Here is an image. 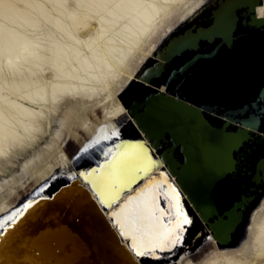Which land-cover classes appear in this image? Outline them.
<instances>
[{
  "label": "bare ground",
  "instance_id": "bare-ground-1",
  "mask_svg": "<svg viewBox=\"0 0 264 264\" xmlns=\"http://www.w3.org/2000/svg\"><path fill=\"white\" fill-rule=\"evenodd\" d=\"M250 3L258 4L256 20H252L254 6L249 4L246 8L252 16L233 14L234 19H244H233L229 36L222 34L217 47L211 48V52H224L215 57H202L198 50L188 54L186 70L197 74L206 68L203 70L211 74L205 78L220 88L190 78V85L181 89L174 84L175 73L156 75L150 80L145 75L142 79L152 86L163 84L157 89L160 93L205 108L210 106L209 110L234 124L264 134V127L253 121L250 127L245 114L236 112L234 107L241 95L234 93L231 84L224 87L225 82L217 79L222 78L220 74L226 69L222 61L227 57L233 56L239 65L249 59L242 55L245 48L251 47V68L261 69L264 63V0ZM202 5L203 0H0V173L8 170L4 163L9 164L17 154H29L30 147L38 145L24 158L19 174L0 180V234L11 231L24 218L13 238L0 236V264L133 263L117 231L137 257L154 247L159 259L164 260L157 264H175L170 258L186 243L190 232L189 207L198 211L202 219L210 220L189 191L192 186L184 189L179 204L177 191L181 190L175 182L177 178L167 170V150L155 137L158 126H162L156 112L169 98L149 88L139 96L145 97L143 109L136 102L129 105L121 101L139 69L157 53L161 40L173 34L176 25L193 21ZM221 38L229 41L221 44ZM233 64L231 60L230 68L235 67ZM215 65L219 66L216 72ZM95 109L103 111L98 129L90 132L95 140L100 129L111 125L116 134L113 125L122 128L117 134L122 135L123 152L100 148V155L90 162L109 159L97 173L102 178L109 177L111 188L122 186L114 199L102 194L83 167L68 164L62 148L67 139L89 129L87 115ZM251 114L264 116V95L251 96ZM128 117L130 121L134 118L133 127L125 126ZM136 128L143 139L139 143L131 142L129 136ZM151 154L158 162L152 167ZM75 171L82 172V179L67 180ZM250 173L251 158L240 180L227 192L229 196L206 202L218 204L222 210ZM168 180L172 183L162 190L160 185L164 183L160 182ZM13 185L19 187L15 192ZM256 185L251 184V196L245 201L263 191L264 182ZM27 186L32 187L28 197L24 194ZM61 190L56 198L45 199ZM161 193L167 195L166 203ZM131 208H137L138 213H129ZM16 216V221L9 224ZM127 218L142 220L152 235L151 246L134 245ZM239 218L244 220L228 244L221 242L227 240L226 234L235 226L195 264H264V192L250 203L246 216L240 213ZM55 221L59 228L35 233L44 226L53 227ZM204 249L205 245L198 254Z\"/></svg>",
  "mask_w": 264,
  "mask_h": 264
},
{
  "label": "rangeland",
  "instance_id": "rangeland-1",
  "mask_svg": "<svg viewBox=\"0 0 264 264\" xmlns=\"http://www.w3.org/2000/svg\"><path fill=\"white\" fill-rule=\"evenodd\" d=\"M251 1L252 0H248V1L246 0H203L202 8H200L199 11L196 12V15L198 14L197 17L199 16L198 21H197V17H195L193 21L191 20L189 23L182 24V26L176 25L177 27L175 28V32L171 34L170 36H167L166 38L161 40V42L158 44L157 53L154 55L153 59L147 62L148 65L142 66L143 68L141 67L139 69V71L136 74L137 81L136 80L133 81L134 83H132L130 87L126 89V92L121 96L122 97L121 101L123 102L125 101L129 105L134 104L136 102L137 107L142 108V109L144 108L143 98L145 97L139 98V96H142L144 93H146L149 88L152 90L158 91L161 85H163L161 84L159 88H157L158 84H160V82H157V86L155 85L152 86L149 82H146V80L142 79V76L144 77L145 75H146L145 78L147 79L149 78L150 80L153 77H156V75H158L159 77V76L169 75V73H175L176 75L174 76H177V77L174 79V81L176 82V83L174 82V84L176 87L181 88V89L190 85V82H189L190 78L196 80V82L197 81L202 82V80L200 81L198 80V78H196L197 74H194L192 71H187L186 69H184L188 64V58H189L188 54L194 55V53L192 54V52H194L195 50L199 51L198 48L193 51H186L183 48L184 40L189 35H191V37L193 38L205 36V38H207L209 42L206 43V45L202 47V49L200 50L202 53L200 52L198 53L201 54L202 57H205V56L215 57L216 52L214 51L211 52L212 50L211 48L214 45H215L214 48L217 47L216 45H217V42L219 41L218 37L223 36L222 34L229 36L227 27L229 26L230 22L234 19L235 15L233 14L240 13L241 15H244L246 17H248V14H249L250 16L251 12L248 11V8L246 7L249 4H251L250 3ZM251 5L254 6L253 10H254V16H255L253 17L251 14L252 20H256L255 7L258 4L252 3ZM241 18L242 17H235L234 21H238V20L240 21ZM219 19H222L221 21L223 22H219ZM244 36L246 37V39L251 40L250 36H247V35H244ZM226 41H229V39H227ZM226 41L222 38L220 39L221 44L223 43L226 44ZM221 46L224 47L226 45H221ZM203 69H206V68H203ZM180 70L184 71V73L186 74L180 72ZM148 94H150V92H148ZM126 112H127V115L129 116L128 111ZM240 113L242 115L244 114L243 112H240ZM129 117L127 118V121L125 120L126 121L125 126L133 127L135 125L134 118L132 117L133 120L130 121ZM157 117L158 116H156V119ZM102 118H103V111L101 109H95L93 112L88 113L87 124L90 126L89 129L79 131V133L78 134L76 133V135L72 139L70 140L67 139L64 142L62 148H63L65 155L67 156V159L69 160V162L67 163L72 164V167L80 166V167H83L84 170H86V168L90 167L91 165L90 162L92 160V157H98L100 155L99 153H101L100 152L101 150L106 149V151H108L110 149L111 151L113 152L115 151L117 153L123 152L122 142H119L122 140V135L117 134V132H120L122 130V128H120L121 126L113 125V128L116 131V134H113L111 125L105 127L104 129H100L99 137L97 140H95L94 136L91 135L90 132L92 130L98 129V125H99L98 123L100 119ZM251 121H253L254 123H258V125L264 127V116H261V115L256 116L254 114H251ZM135 132L137 133V135H139V130H137V128L135 129ZM252 133H255V134H252ZM48 136L49 135L47 134L46 140ZM106 143L108 144L106 145ZM115 143H116V146L113 145ZM36 146L38 145L35 144L30 147L29 154L33 152ZM100 148L101 150H99ZM111 148H113V150ZM29 154H17L12 159V161H9L10 162L9 164L4 163V165H7L8 170H6V172L0 173V180L2 181L4 179H8V178L10 179V177H12V175L16 172L19 174L21 172L20 166L24 158H26ZM250 158H251V173L248 179L243 183L240 189H238L234 194L232 192L230 193V196L233 194L232 198H230V200L228 201V204L222 210H220V207H218V204H215V205L209 204L206 201L202 202V200H201V203L198 202L202 211H204L208 215L210 219L209 221L202 219L198 211H196L193 207H189L190 218H191L189 220L190 221L189 223L190 232L188 234L186 243L184 245L182 244L181 248L174 254V256H172V258H170L171 263L195 264L199 262L203 257H205V255L212 249L213 243L215 241H219L220 240L219 238L225 232L230 230V228H233L235 226L231 232L226 234L227 240L223 242L220 241L221 244H225V245L228 244V240L230 239V236L239 230L244 220L242 218L241 219L239 218L240 213L243 214V218H244V216H246V213L248 212L250 203L256 200L258 195L264 192V189H263V191H260V193L256 195L252 200L250 199V200L245 201V199L251 196V184L256 182V184L260 186L264 182V165H263L264 164V134H260L259 132H254L252 130H251V157ZM105 163L106 162H103L98 169L89 170L88 173H90V176H92V178L96 181V184L102 190V194L108 199L110 198L114 199V198H117L119 194L121 193L120 188H122V186L120 187L119 185H115V187L111 188L109 183L107 182L109 177L106 176L105 177L106 180H104L105 178H102L100 174L97 173L100 171L101 168H104L106 166L104 165ZM81 174H82L81 171H78V172L75 171L71 175H68L66 178L67 180L82 179ZM26 177L28 178V176ZM38 180H42V178H39ZM23 182H24V179H23ZM24 186H26V183ZM11 187L15 189V190L13 189V192H15L19 188L18 185H16V187L15 185ZM31 188H32L31 186H27V188L24 190L25 191L24 194L26 196L27 195L29 196L28 189H31ZM224 196H229V193H227ZM37 199H40V197ZM41 199H43V197H41ZM187 206H188V203H187ZM136 209L137 208H131V209H128V211L129 213H132L133 211L134 212L136 211L138 213V210ZM127 220L131 222L127 224L129 225V228H131L129 229V231L132 232L134 245H136L139 248L144 243L146 244V246L147 245L151 246L152 243H149V241L152 238V235H150L148 228H146L142 220L140 219L139 221H137L136 219L130 220L128 218ZM140 222H142V224H140ZM115 230L117 231L116 228ZM117 234L120 236L122 243L130 251L129 254L132 255L131 258L133 260V263H130V264H157L159 260L162 262L164 261L163 259H159L160 254L157 250L154 249V247H150L149 249H147L148 251H145V253H147L146 255L145 254L142 255L143 254L142 252L141 256L137 257L135 251L133 250V248H131L129 242H127V240L121 236L120 232L117 231ZM204 245H205V249L203 250V252L198 254V252L202 249V246ZM194 255H197V256L193 260H191V258Z\"/></svg>",
  "mask_w": 264,
  "mask_h": 264
},
{
  "label": "water",
  "instance_id": "water-1",
  "mask_svg": "<svg viewBox=\"0 0 264 264\" xmlns=\"http://www.w3.org/2000/svg\"><path fill=\"white\" fill-rule=\"evenodd\" d=\"M233 26V21H231L227 27V31L230 32ZM208 42L205 36L193 38L189 35L184 40L183 48L186 51H193L198 48L200 51ZM245 45L247 46V44ZM245 50L241 51L243 52L242 55H246L249 59L243 62L240 60L241 65H239L236 58L234 59L233 56L232 58H229L230 56L227 57L226 60L222 61L226 66V69L220 74L222 78L219 77L217 79L223 83L225 82L224 87H226L225 84H229L228 87H230L231 84L234 93L236 92L235 94L241 95V98L238 99V103L235 104L234 108L237 113L243 112L245 114L248 125L250 126L251 96L264 95V63L261 64V69L251 68V47L245 48ZM221 51L223 50L216 51L215 55L221 54ZM231 60L232 62L234 61L232 66L235 67L233 68H230ZM218 67L219 66L216 68ZM213 68L215 69V67ZM180 72L184 73L182 70H180ZM196 73V78H198V80H202L203 83L215 87L216 89L220 88L218 85H215L212 81L205 78L211 74L209 71L202 69ZM223 89L227 90L228 88ZM160 94L166 95L163 93ZM166 96L169 98V102L163 104V107H160L159 113L156 112V116L159 114V120L158 117L157 120L160 122L158 123L162 124V126H158L157 130L159 133L155 135V137H157L158 143L165 145L164 147L167 150L166 153L169 165L168 169H166L177 178L175 182L181 190L177 191V200L179 204L180 198H182L184 189L187 188V186H192L189 191L197 197L196 200L199 203H201V200L202 202H211L220 199L243 175L247 162L251 156V128L247 129L234 124L227 120L222 114L209 110L211 108L210 106V108H205V106L190 104L187 101L171 95ZM254 115L257 116V114ZM129 136L131 142L139 143L143 141L142 138L138 137L139 135H137L135 131L129 134ZM122 141L123 140L119 142ZM114 146H116V143ZM111 149L113 150V148ZM108 152H110V150ZM151 157H154V155L151 154ZM108 160L109 159H98L95 163L91 164L85 172L91 169H98L103 162H107ZM152 161L153 164L151 167L158 163L155 157L152 158ZM162 171L164 170H160V172ZM155 183H164L160 185L163 190L168 183L171 184L172 182L168 180V182ZM61 192L63 191L61 190L58 194L45 199L52 200L60 195ZM160 195L163 203H166V199L168 200L167 195H163V193ZM16 218L17 216L12 219L9 224L14 223ZM23 219L20 218L14 224V229L11 231L9 229L8 232L6 231L5 233L2 232L0 236H10V238H13L15 234L18 233L16 227L23 223ZM190 219V216H187V220L189 221ZM54 223L56 224L53 227L49 226L46 228V226H44L43 228L45 229H39L35 233H40L41 230H55L59 228L60 224L56 221ZM144 254L146 255L147 253L144 252L142 255Z\"/></svg>",
  "mask_w": 264,
  "mask_h": 264
},
{
  "label": "flooded vegetation",
  "instance_id": "flooded-vegetation-1",
  "mask_svg": "<svg viewBox=\"0 0 264 264\" xmlns=\"http://www.w3.org/2000/svg\"><path fill=\"white\" fill-rule=\"evenodd\" d=\"M217 63H218V62H217ZM214 67H215V71L218 70V69L216 68V67H217L216 65H215Z\"/></svg>",
  "mask_w": 264,
  "mask_h": 264
}]
</instances>
